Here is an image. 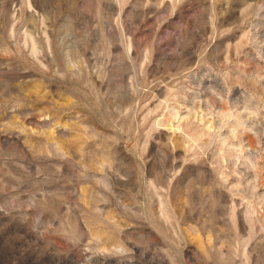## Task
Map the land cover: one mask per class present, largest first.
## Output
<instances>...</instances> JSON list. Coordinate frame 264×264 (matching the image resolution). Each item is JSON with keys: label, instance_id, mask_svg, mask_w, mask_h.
I'll return each mask as SVG.
<instances>
[{"label": "rangeland", "instance_id": "1", "mask_svg": "<svg viewBox=\"0 0 264 264\" xmlns=\"http://www.w3.org/2000/svg\"><path fill=\"white\" fill-rule=\"evenodd\" d=\"M0 264H264V0H0Z\"/></svg>", "mask_w": 264, "mask_h": 264}]
</instances>
